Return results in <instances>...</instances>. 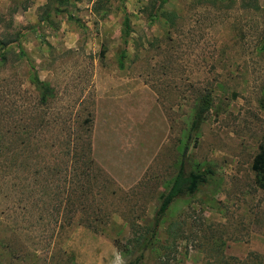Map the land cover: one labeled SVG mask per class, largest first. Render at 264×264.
Returning a JSON list of instances; mask_svg holds the SVG:
<instances>
[{
	"label": "rangeland",
	"instance_id": "374dc122",
	"mask_svg": "<svg viewBox=\"0 0 264 264\" xmlns=\"http://www.w3.org/2000/svg\"><path fill=\"white\" fill-rule=\"evenodd\" d=\"M48 2L0 0V264L137 258L204 93L212 107L186 168L214 174L171 205L144 262L264 257L251 169L264 140V0ZM32 73L52 90L44 105Z\"/></svg>",
	"mask_w": 264,
	"mask_h": 264
},
{
	"label": "trees",
	"instance_id": "16d2710c",
	"mask_svg": "<svg viewBox=\"0 0 264 264\" xmlns=\"http://www.w3.org/2000/svg\"><path fill=\"white\" fill-rule=\"evenodd\" d=\"M53 1V2H52ZM82 1H87L92 4L93 10L98 12L104 0H49L47 6L53 3H57L58 6H65L69 4H75ZM256 7V6H253ZM124 29L122 31V43L126 45V38L129 34V21L126 12H124ZM103 54V52H102ZM125 58V50L121 52L119 58V68H123V60ZM31 82L36 90L39 92L41 104H46V102L52 97L51 88L43 83L36 73L31 74ZM212 107V96L211 93H204L200 95L194 104L192 113L189 119V125L186 132L185 142L181 150V160L179 162L178 170L172 179V182L165 193L160 197V202L157 210L152 219V225L147 231L145 239L141 243V254L130 261L127 264H146L144 262L145 253L152 248L154 240L156 238L157 230L163 223L164 217L171 207V205L183 197H191L195 195L201 187L209 184L214 172L210 166H200L190 170H187L186 164L188 161V155L191 148L196 147L200 135V128L203 122L206 120L207 115ZM86 170L90 174L91 167L89 163L91 160L89 156L86 157ZM251 169L255 173L256 185L264 189V140L258 147V152L254 156L251 164ZM87 173V172H86ZM89 174L84 175L88 178ZM81 179H84L83 176ZM83 191V190H81ZM84 192V191H83ZM82 192V193H83ZM83 196V194H82ZM81 196V197H82ZM61 210V209H60ZM74 210L78 211V207H74ZM70 209L68 213L74 212ZM217 264H264V257L249 253L245 259L239 260L235 257H222L218 260Z\"/></svg>",
	"mask_w": 264,
	"mask_h": 264
}]
</instances>
